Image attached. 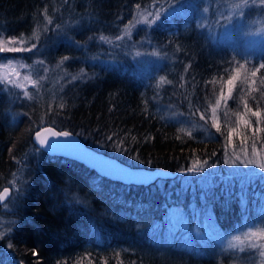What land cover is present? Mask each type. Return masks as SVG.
Segmentation results:
<instances>
[{"label":"trees","instance_id":"16d2710c","mask_svg":"<svg viewBox=\"0 0 264 264\" xmlns=\"http://www.w3.org/2000/svg\"><path fill=\"white\" fill-rule=\"evenodd\" d=\"M240 3L0 0V38L22 49L37 45L17 51L33 55L25 61L31 85L0 80V191H12L0 205V264L255 260L252 250L226 248L195 224L198 213L212 215L224 235L247 216L264 234L256 196L263 197L264 183L246 192L224 164L226 156L264 150V69L252 75L264 63V48L247 49L224 35L230 9ZM244 11L251 19L264 16L258 2ZM157 12L160 20L146 24ZM5 57L0 53L1 61L12 60ZM39 61L47 68L41 76ZM233 77L231 96L216 109ZM257 110L259 118L252 115ZM44 126L67 130L132 167L197 172L120 181L43 150L33 136ZM201 167L205 173H198ZM175 209L187 218L177 232L169 224Z\"/></svg>","mask_w":264,"mask_h":264},{"label":"rangeland","instance_id":"374dc122","mask_svg":"<svg viewBox=\"0 0 264 264\" xmlns=\"http://www.w3.org/2000/svg\"><path fill=\"white\" fill-rule=\"evenodd\" d=\"M240 11L239 8L230 9L229 17H231V22L227 24L225 27V38L228 40L235 39L237 42L242 43L244 47L247 49H263L264 48V16L263 17H255L251 19L246 16V12L244 11L243 16L236 15ZM254 33H262L260 35H256ZM0 47L4 48H21L20 43L13 39L5 40L0 38ZM3 55H6V59H12L7 62H3L0 60V80H10L17 82L19 84H32L33 74L29 67L26 65V60L32 57V53L24 54L17 53V51L9 52H0ZM40 60V59H39ZM43 66L42 70L39 68ZM45 66L38 65L37 70L40 71V74L37 76L43 75L45 71ZM47 69V68H46ZM231 94H229V90L225 96L220 97L219 104L216 106V109L226 100L229 99ZM248 159H254L259 161L260 163H264V150L254 151L251 154L242 153L236 156L237 165L239 167H232V174H237L235 180L238 181L239 184L244 185V191L247 192L248 187L252 186L255 188L257 185H263L264 180L262 176H264V172H261L259 168L255 165H249L248 167H244L240 165L239 162L241 160L246 161ZM263 173V174H262ZM234 180V179H233ZM257 200L259 199L261 203H263L261 207V211L264 209V195L262 198L258 197V191L256 192ZM249 198L246 197L242 202L243 208L246 209L248 207ZM243 223L238 227V229L234 233L224 234V232L220 231L215 219L212 215L201 216L198 213V217L195 220L196 227L203 233V236L208 239L215 240L219 242L222 246L226 248H230V242H233L232 238L235 236H240L242 240L245 239L244 234L251 231L255 232L256 235L251 237L250 241H245L241 247L244 249H250L255 254V260L249 262L247 264H264V257L259 255L261 249L259 247L253 249L248 247L249 242L264 244V234L262 230L257 228V224L254 222L253 218H248L247 216H243ZM170 230L177 232L181 228L186 227L187 218L184 216L182 210L175 209L172 210V214L170 216ZM231 250H239V248H230Z\"/></svg>","mask_w":264,"mask_h":264},{"label":"water","instance_id":"95a60500","mask_svg":"<svg viewBox=\"0 0 264 264\" xmlns=\"http://www.w3.org/2000/svg\"><path fill=\"white\" fill-rule=\"evenodd\" d=\"M49 129H51V131H67L59 130L53 126H44L40 130H38L41 133V138L51 139L50 133L48 131ZM33 140L39 147L49 153L77 160L83 164H86L96 169L103 175L124 182L150 183L158 181L160 179L171 180L177 178L178 176H184L189 174L187 170H149L142 167L129 166L116 160L115 158L94 151L92 148L86 146L83 141L79 139V137L72 133L68 140H63V138H61L59 142L53 141L55 145L53 151H49L46 147L39 145V142L36 139V133L34 134ZM2 192L3 190L0 192V194H2ZM11 194L12 191L10 189L9 195L5 197L3 201H0V205L7 202L11 197Z\"/></svg>","mask_w":264,"mask_h":264},{"label":"snow or ice","instance_id":"6c2138e0","mask_svg":"<svg viewBox=\"0 0 264 264\" xmlns=\"http://www.w3.org/2000/svg\"><path fill=\"white\" fill-rule=\"evenodd\" d=\"M257 2L260 6H264V0H241V3L239 5H236L235 7L239 8L240 11L236 14L238 16H243L244 15V9L247 8V7H252V6H257ZM137 8L140 7L139 4L136 5ZM205 12L208 11L207 8L204 9ZM150 15H154V19L153 20H145V23L146 24H154L156 23L157 21L160 20V15L159 13H155V14H152L150 13ZM228 20L229 22H231V17H228ZM59 27V25H57V28ZM256 35H260L262 33H254ZM118 40H122L123 37L122 36H117L116 37ZM89 39H91V37H89ZM100 40H107V38L105 36H100L99 37ZM72 43H76L74 41H71ZM109 43H111V41L109 40L108 41ZM37 47L36 44H32L30 48L28 49H21V48H4V47H0V52H5V51H9V52H13V51H32L33 49H35ZM141 53L140 52H137L136 53V56H140ZM155 55H159V53H155ZM68 57L65 56L64 57V60H67ZM9 63H11V61L9 60ZM39 63L43 64V61H39ZM260 69H264V63H261L259 64V68L255 69L253 72H252V75L255 76L257 74V72L260 70ZM45 72H47V69L45 68L44 70ZM73 81H75L77 79L76 76H72L71 78ZM163 80V77L161 78ZM235 79V77H233V79H230L228 81V84H229V94H231V85L233 83V80ZM6 83L8 84H12V81H6ZM25 95H27V93H24ZM219 104V101H217V105ZM62 106V105H61ZM249 111H251V109H249ZM213 112H215V109H213ZM252 115L259 118L261 117V112L260 111H252ZM203 115H201V119H203ZM259 119L257 120V124H259ZM245 124H247L248 122L247 121H244ZM215 127L217 129V132L220 131V125L219 124H215ZM255 130L256 129H253V133H255ZM49 133H50V137L51 139H44V138H41V133L39 131L36 132V139L38 140L39 142V145L43 146V147H46L49 151H53L54 148H55V145L53 143V141H56V142H59V140H61V138H63V140H68L69 137L71 136V133L70 132H67V131H51V129L48 130ZM260 131L264 132V128H261ZM109 139H111V137H109ZM37 151H39V148L36 149ZM205 164H207V161L204 162ZM224 164L226 165H229V166H232V167H239L237 165V160H233V159H229L227 156L225 157V160H224ZM240 165H243L244 167H248L249 165H255L257 168H259L261 170V172H264V163H260L259 161L257 160H254V159H248L245 163V161L241 160L239 162ZM211 167H216L215 164L211 165ZM189 173H192V172H197V169H194V168H189L187 170ZM198 173H205V169L203 167L199 168L198 169ZM9 192H10V189L8 187H5L3 189V192L2 194H0V201H3L5 199V197H7L9 195ZM5 231H9V229H5ZM256 233L255 232H247L244 234L245 236V239L242 240L240 236H235L234 239H233V242H230L229 244V247L230 248H239V250L241 252L244 251V248L241 247V245H243L245 243V241H250L251 237L255 236ZM4 238V232H0V239H3ZM12 245L9 244L8 247H11ZM248 247L249 248H257L259 247L261 249L259 255L261 257H264V244H257V243H253V242H249L248 243ZM34 254H36L34 252Z\"/></svg>","mask_w":264,"mask_h":264},{"label":"clouds","instance_id":"9594fccd","mask_svg":"<svg viewBox=\"0 0 264 264\" xmlns=\"http://www.w3.org/2000/svg\"><path fill=\"white\" fill-rule=\"evenodd\" d=\"M234 239V237L232 238V240Z\"/></svg>","mask_w":264,"mask_h":264},{"label":"bare ground","instance_id":"6f19581e","mask_svg":"<svg viewBox=\"0 0 264 264\" xmlns=\"http://www.w3.org/2000/svg\"><path fill=\"white\" fill-rule=\"evenodd\" d=\"M34 137V136H33Z\"/></svg>","mask_w":264,"mask_h":264}]
</instances>
